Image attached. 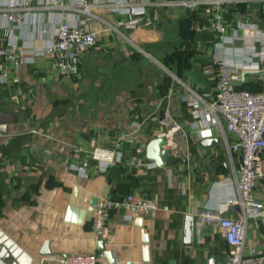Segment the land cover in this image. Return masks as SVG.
Returning a JSON list of instances; mask_svg holds the SVG:
<instances>
[{
  "label": "crops",
  "instance_id": "1",
  "mask_svg": "<svg viewBox=\"0 0 264 264\" xmlns=\"http://www.w3.org/2000/svg\"><path fill=\"white\" fill-rule=\"evenodd\" d=\"M10 1L0 0V8ZM78 1L31 0L32 9L22 11L27 14L15 27L0 14V46L12 42L18 51L55 43L63 11L97 32L96 45L79 57L71 77L52 69L46 55L0 70V264H12L4 257L31 263L46 243L52 254L42 264H60L53 256L99 252L92 221H85L92 197L130 193L158 209L140 217L142 228L130 212H113L102 239L114 262L103 264H227L221 230L196 221L201 210L217 209L237 195L240 159L227 148L235 137L224 122L214 126L198 116L196 94L216 95L215 57L233 67L235 87L261 90L264 59L249 62L247 56L264 53V0H192L193 6L181 3L186 0H133L145 12L132 29L104 7L83 14ZM248 62L252 70H245ZM174 123L186 134L175 135L176 147L165 146L184 160L160 168L147 158V146ZM205 139L217 144L205 146ZM117 141L121 161L97 170L93 148ZM256 196L264 203V176ZM241 213L233 204L225 216ZM189 217L194 233L186 244ZM251 250H264V219L248 221L245 252Z\"/></svg>",
  "mask_w": 264,
  "mask_h": 264
},
{
  "label": "built area",
  "instance_id": "2",
  "mask_svg": "<svg viewBox=\"0 0 264 264\" xmlns=\"http://www.w3.org/2000/svg\"><path fill=\"white\" fill-rule=\"evenodd\" d=\"M53 2L59 4V0ZM78 3V10L86 15H91L92 7L100 6L125 17L126 20L119 25L129 29L135 28L139 15L145 12L144 7H136L133 0H79ZM181 3L187 6L195 4L192 0ZM31 9V0H12L0 8V14L6 18L8 25H21L27 14L22 11ZM83 24L84 22L73 23L67 13L61 12L55 43L47 44L42 49L21 51L12 42L0 46V70L5 69L7 63L19 68L23 63L33 62L35 55H46L52 69L60 71L66 77L73 76L79 57L97 43V32L86 30ZM6 29L9 32V28ZM219 30L225 31L223 27ZM254 57L264 59V53L255 52L247 56V61L251 62ZM249 62L244 66L245 70H252ZM214 64L217 67V93L211 99L196 94V99L202 104L200 107L197 102L196 112L214 126H223V121L225 131L235 137L232 144L226 141V145L229 152L238 154L240 159L239 175L235 182L237 195L225 200L217 209L201 210L196 224L199 227L212 226L221 230L228 245L227 264H264V250L245 252L249 219H264V203L256 196L258 181L264 176V79L260 91L237 88L234 86L233 67L227 60L215 57ZM176 134L185 136L186 132L179 124L174 123L165 136L171 148L178 145ZM76 152L81 153L82 149L78 148ZM91 157L97 170L104 171L108 166L121 161L120 141L111 146H96L91 151ZM71 166L87 176L82 166ZM149 166H155V163H150ZM219 184L221 182L217 183ZM233 204L240 205L242 213L237 218H228L225 212ZM157 209L156 202L144 199L136 193L118 199H100L92 221L94 239L102 240L113 212L127 211L135 217H142ZM51 259L60 264H103L107 258L104 252L99 251L94 254L53 256Z\"/></svg>",
  "mask_w": 264,
  "mask_h": 264
},
{
  "label": "water",
  "instance_id": "3",
  "mask_svg": "<svg viewBox=\"0 0 264 264\" xmlns=\"http://www.w3.org/2000/svg\"><path fill=\"white\" fill-rule=\"evenodd\" d=\"M166 137L165 136H159L157 138H154L153 140L150 141V143L147 146V151H146V156L149 160L153 161L156 163V165L160 168L162 167H168V166H172L174 164H176L179 161L184 160V158L182 156H175L174 154H172V150L171 148L166 147ZM203 144L205 146H212V145H216L217 144V140L216 139H205L203 141ZM101 197L99 196H93L89 207L87 209L86 212V216H85V221L86 222H91L93 221V216H94V210L95 207L97 205V203L99 202ZM135 225L138 227L142 228L143 225V218L140 217H136L135 219ZM193 233H194V217H189L187 219V225H186V244H191L192 241V237H193ZM143 242L145 244L144 248H143V252H144V261L148 262L149 261V255H148V236L143 233ZM97 249L99 251L104 252V254L106 255V258L110 261V262H114L113 260V256L112 253L110 251H108L105 247V240H100L98 241V246ZM52 253L49 250V247L47 245V243L45 244V246L42 248V250H40V252L38 253V256L33 260V262L30 263L29 260L27 259H23L21 261H17L13 258H6L7 261H11L12 264H42V260L45 257L50 256ZM128 264H131L130 262Z\"/></svg>",
  "mask_w": 264,
  "mask_h": 264
}]
</instances>
